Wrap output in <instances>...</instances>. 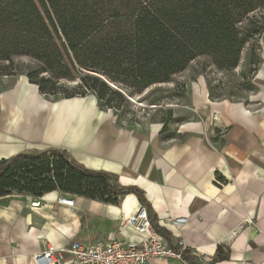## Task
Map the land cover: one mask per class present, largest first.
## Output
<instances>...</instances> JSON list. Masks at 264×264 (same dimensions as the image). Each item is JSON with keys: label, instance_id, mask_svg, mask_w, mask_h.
<instances>
[{"label": "crops", "instance_id": "crops-1", "mask_svg": "<svg viewBox=\"0 0 264 264\" xmlns=\"http://www.w3.org/2000/svg\"><path fill=\"white\" fill-rule=\"evenodd\" d=\"M259 63L246 100L210 99L191 88V119L166 137L161 125H123L93 95L52 101L26 76L0 79V159L59 147L78 163L103 170L120 185L143 190L158 224L212 264H264V29ZM87 98V99H86ZM196 118H195V117ZM59 197L73 198V206ZM0 197V264H33L47 244L83 246L111 238L140 241L120 229L139 204L133 193L117 204L51 191ZM184 218L179 226L170 219ZM250 218L252 223L245 222ZM217 247L229 257L214 262ZM145 264H181L151 258Z\"/></svg>", "mask_w": 264, "mask_h": 264}, {"label": "trees", "instance_id": "trees-1", "mask_svg": "<svg viewBox=\"0 0 264 264\" xmlns=\"http://www.w3.org/2000/svg\"><path fill=\"white\" fill-rule=\"evenodd\" d=\"M244 20L256 25L241 29ZM263 29L264 0H0V77H14L13 57L27 56L37 66L25 75L46 98L91 94L99 107L120 116L127 96L169 82L198 56L220 70L233 69L245 43ZM165 129L166 122L160 132ZM51 191L111 204L133 193L155 231L187 264H212L158 224L142 189L120 185L65 149L51 146L0 159V197ZM228 257V250L217 247L213 261Z\"/></svg>", "mask_w": 264, "mask_h": 264}, {"label": "rangeland", "instance_id": "rangeland-1", "mask_svg": "<svg viewBox=\"0 0 264 264\" xmlns=\"http://www.w3.org/2000/svg\"><path fill=\"white\" fill-rule=\"evenodd\" d=\"M253 15H259V11L254 12ZM258 21L263 22L262 19ZM255 25L256 23L251 25L249 20H244L240 27L242 29ZM258 48L259 45L255 38L248 39L241 50L237 66L229 71L218 69L207 56H198L190 61L183 71L175 74L169 82L153 84L140 94H134L133 97L127 96L128 103L120 105L119 111L123 108L120 116L119 112H117L118 115H114L116 119L117 117L120 119L119 123L123 125L147 126L156 123L162 127L166 122V129L162 131V134L166 137H168L167 134H175L183 121L191 119L193 114L189 109L192 101L191 88H196L199 84L202 85V82L206 87L210 86L213 95L211 99L213 100L226 98L241 101L251 95L255 88L252 78L259 61ZM12 65L15 70L14 77L26 76L27 69L37 66L36 62L27 56L13 57ZM1 78L9 79L10 76ZM88 95L90 97L91 94ZM106 110L103 109V111ZM109 110L114 113L113 109ZM178 261L181 264H187Z\"/></svg>", "mask_w": 264, "mask_h": 264}, {"label": "built area", "instance_id": "built-area-1", "mask_svg": "<svg viewBox=\"0 0 264 264\" xmlns=\"http://www.w3.org/2000/svg\"><path fill=\"white\" fill-rule=\"evenodd\" d=\"M40 201V197H34L30 205L37 207ZM58 201L68 206H73L75 203L73 198L68 197H59ZM184 220V218H176L170 219V222L179 226ZM245 222L252 223L250 218H245ZM125 228L139 234L140 241H121L111 238L97 240L88 246H83L79 242H72L65 247L47 244L43 251L32 255L33 264H145L151 258H176L185 262L179 253L168 246L166 239L152 227L142 204L139 203L130 215L121 216L120 229ZM177 243L184 247L182 241L178 240Z\"/></svg>", "mask_w": 264, "mask_h": 264}, {"label": "water", "instance_id": "water-1", "mask_svg": "<svg viewBox=\"0 0 264 264\" xmlns=\"http://www.w3.org/2000/svg\"><path fill=\"white\" fill-rule=\"evenodd\" d=\"M111 86H113V85L111 84Z\"/></svg>", "mask_w": 264, "mask_h": 264}]
</instances>
